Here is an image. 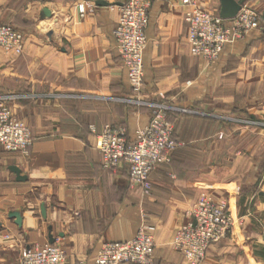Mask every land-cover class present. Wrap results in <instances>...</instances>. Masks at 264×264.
<instances>
[{"label": "crops", "instance_id": "obj_1", "mask_svg": "<svg viewBox=\"0 0 264 264\" xmlns=\"http://www.w3.org/2000/svg\"><path fill=\"white\" fill-rule=\"evenodd\" d=\"M81 1L0 0V23L25 34L21 54L0 53V98L33 135L29 155L0 146V264H20L25 249L52 239L66 251L63 264H96L104 242L131 240L142 227L155 237L154 264H191L173 240L203 194L228 202L236 220L203 264H264L262 31L208 62L191 52L181 0H154L143 95L167 97L181 145L153 171L146 193L128 164L105 169L97 146L107 124L126 127L133 141L151 119V110L126 101L131 86L113 29L127 0H93L84 18ZM197 1L221 16L222 0ZM236 1L264 15V0ZM233 110L248 117L223 113ZM17 211L21 226L11 217Z\"/></svg>", "mask_w": 264, "mask_h": 264}, {"label": "built area", "instance_id": "obj_2", "mask_svg": "<svg viewBox=\"0 0 264 264\" xmlns=\"http://www.w3.org/2000/svg\"><path fill=\"white\" fill-rule=\"evenodd\" d=\"M153 2L127 0L117 6L120 17L113 29L130 86L138 92L145 86L146 28ZM181 3L186 8L184 18L191 52L208 62L218 59L227 44L264 27L263 16L248 4H243L234 18L224 19L199 5L197 0H181ZM94 6L93 0L81 1L80 16L84 18ZM24 48L25 34L15 25L0 23V53L21 54ZM151 105L150 122L137 131L133 141L128 138L126 127L107 124L97 144L103 155L104 168L116 170L122 164H128L130 179L142 186L146 193L152 187L150 178L153 171L171 163L172 152L181 145L175 139V126L169 115L171 107L166 103ZM32 145L31 128L17 118L6 101L0 98V146L8 152L29 155ZM185 217L186 221L174 237L173 246L191 264H203L209 248L227 238L236 225L228 202L218 201L207 194L201 195L186 210ZM155 247L154 234L142 227L131 240L104 242L98 250L96 264H152ZM66 258L62 247L47 243L42 247L25 249L20 264H63Z\"/></svg>", "mask_w": 264, "mask_h": 264}, {"label": "rangeland", "instance_id": "obj_3", "mask_svg": "<svg viewBox=\"0 0 264 264\" xmlns=\"http://www.w3.org/2000/svg\"><path fill=\"white\" fill-rule=\"evenodd\" d=\"M252 7V6H251ZM253 8V7H252ZM255 9V8H254ZM256 10V9H255ZM257 12L259 13V14H261L262 12H260V11H258L257 10ZM262 15V14H261ZM15 22H20V20H15ZM261 31H262V34H263V37H264V27L262 28V29H260ZM3 87V86H2ZM144 88H145V86H144ZM144 88L142 89V91L141 92H138V91H135L132 87H131V94H132V96H130V97H128L127 98V103H130V105H138V106H143V107H145V108H147V109H149V110H151V112H152V110H153V106L151 105V104H153V103H166V104H170L169 102H168V100H167V97L166 96H164V94L162 95H160L159 97H158V99L156 98V99H154V100H152V101H149L148 99H145V97H144V95H143V90H144ZM0 93H1V91H0ZM135 100L137 101V100H139V101H143L144 103H137V102H135ZM172 111V110H171ZM171 111H170V119H171V121L173 122V120H172V117H171ZM223 113H225V114H227V115H231L232 117H235V118H241V120H244V119H246L247 117H248V114L245 112V111H242V110H233L232 112H230V113H227V112H223ZM173 124H174V122H173ZM174 126H175V124H174ZM221 138H223L222 136H221ZM232 141V140H231ZM229 146H230V144H229ZM229 156H232V155H229ZM207 195H209V194H207ZM229 204V203H228ZM155 257V256H154ZM154 262H155V258H154V261H153V263L152 264H154Z\"/></svg>", "mask_w": 264, "mask_h": 264}, {"label": "water", "instance_id": "obj_4", "mask_svg": "<svg viewBox=\"0 0 264 264\" xmlns=\"http://www.w3.org/2000/svg\"><path fill=\"white\" fill-rule=\"evenodd\" d=\"M98 4L100 5H110L109 2L105 1V0H99ZM243 5V1H236V0H222V11H221V17L224 19H231L234 18L238 12L240 11L241 7ZM44 13L48 16L51 17L52 16V12L49 9H45ZM263 19H264V15H263ZM13 170L20 175V169L17 167H14ZM20 179H23L22 176H20ZM43 213L46 216V210L45 208L43 209ZM11 217L16 219V223L18 225H22L23 222V217L22 214L20 212H13L11 214ZM0 226H1V222H0ZM53 239L51 240V243H53Z\"/></svg>", "mask_w": 264, "mask_h": 264}]
</instances>
